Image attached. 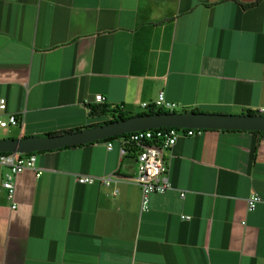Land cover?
Segmentation results:
<instances>
[{"label": "crops", "instance_id": "obj_1", "mask_svg": "<svg viewBox=\"0 0 264 264\" xmlns=\"http://www.w3.org/2000/svg\"><path fill=\"white\" fill-rule=\"evenodd\" d=\"M159 92L176 112L263 105L264 0H0V98L21 122L11 138L109 119L91 105L144 113ZM122 149L116 137L35 153L42 172L16 175L15 209L0 165V264H264V134L180 136L165 153L171 188L146 210ZM107 174L109 186L76 180Z\"/></svg>", "mask_w": 264, "mask_h": 264}, {"label": "built area", "instance_id": "obj_2", "mask_svg": "<svg viewBox=\"0 0 264 264\" xmlns=\"http://www.w3.org/2000/svg\"><path fill=\"white\" fill-rule=\"evenodd\" d=\"M97 103H104V97L101 94L94 96ZM141 107L146 111L154 109L175 110L177 104L166 99L163 92H159L157 97L151 102H143ZM253 115L264 116V104L256 106L250 110ZM7 117L6 119L4 117ZM21 125L20 120L13 113L6 112V100L0 98V128L8 126ZM203 129L184 128V127H158L144 130H138L126 133V137L122 138L123 146L131 144L135 147V164L136 170L132 180L138 185L141 194L140 208L146 210L148 208L149 196L151 193H164L171 188V184L166 177L167 161L165 153L169 151L180 136H194L201 134ZM107 148H111V143H107ZM123 152L126 148L122 149ZM36 154L33 152H0V165L8 168L4 175L2 187L7 191V196L11 200V208H16L14 201L16 175L26 168L35 170L38 177L41 170H36ZM115 178L112 174L99 177L81 175L77 177L79 183L91 184L94 181L109 186ZM116 193V191H114ZM183 196V193L180 194ZM262 198L259 193L253 192L246 200V208L252 211L256 205L261 202ZM183 218H187L183 216Z\"/></svg>", "mask_w": 264, "mask_h": 264}, {"label": "water", "instance_id": "obj_3", "mask_svg": "<svg viewBox=\"0 0 264 264\" xmlns=\"http://www.w3.org/2000/svg\"><path fill=\"white\" fill-rule=\"evenodd\" d=\"M158 127L264 131V116L189 111L134 115L126 119L59 134L0 138V152L29 153L53 150Z\"/></svg>", "mask_w": 264, "mask_h": 264}, {"label": "trees", "instance_id": "obj_4", "mask_svg": "<svg viewBox=\"0 0 264 264\" xmlns=\"http://www.w3.org/2000/svg\"><path fill=\"white\" fill-rule=\"evenodd\" d=\"M89 109H90V113L92 115L98 116V117H100V116H109V119L103 120L101 122H97L95 124H89L87 127L98 126V125H101V124H105L107 122L116 121L118 119H126V118H129V117L133 116L129 112L124 111L121 106L109 107L106 104L96 105V106H92L91 105V106H89ZM181 111L182 112H187V111H189V112H204L203 110H201L199 108L183 109ZM165 112H171V111L164 110V109L151 108V109L147 110L144 113H139V114H136V115L153 114V113H165ZM172 112H176V111L172 110ZM246 114L253 115V113H251L250 111H247ZM203 130H207V129H203ZM226 131H244V130H226ZM251 132H255V133H258V134H264V131H251ZM52 134H56V133H52ZM52 134H47V135H52ZM126 135L127 134L115 135V136H111V137H107V138L101 139L99 141L111 140V139L116 138V137L125 138ZM23 137H25V136H23ZM72 146H77V145H69V146H65L64 148L72 147ZM257 146H258V141L255 143V145L253 147V155H255V153H256ZM124 147L126 148V151L131 152L135 156L136 151H135V147L133 145L126 144ZM33 153H38V152H33Z\"/></svg>", "mask_w": 264, "mask_h": 264}, {"label": "rangeland", "instance_id": "obj_5", "mask_svg": "<svg viewBox=\"0 0 264 264\" xmlns=\"http://www.w3.org/2000/svg\"><path fill=\"white\" fill-rule=\"evenodd\" d=\"M177 112H180V110H178ZM4 118L6 119L7 117H4ZM98 118L102 119L103 117H98ZM9 127L11 126H8L5 129L0 128V138H9L13 134V130H11V128L9 129Z\"/></svg>", "mask_w": 264, "mask_h": 264}]
</instances>
